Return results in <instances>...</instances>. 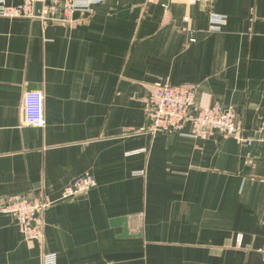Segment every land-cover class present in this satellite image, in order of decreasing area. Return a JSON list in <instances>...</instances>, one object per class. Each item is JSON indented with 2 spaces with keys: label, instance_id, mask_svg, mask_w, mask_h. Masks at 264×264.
I'll return each mask as SVG.
<instances>
[{
  "label": "crops",
  "instance_id": "1",
  "mask_svg": "<svg viewBox=\"0 0 264 264\" xmlns=\"http://www.w3.org/2000/svg\"><path fill=\"white\" fill-rule=\"evenodd\" d=\"M157 83L231 107L249 144L153 133ZM28 90L43 95L40 126L23 122ZM84 173L96 185L62 199ZM12 195L46 200L42 240L3 210ZM121 217L127 236L111 224ZM263 242L264 0H103L70 23L0 16V264L51 252L56 264H263Z\"/></svg>",
  "mask_w": 264,
  "mask_h": 264
},
{
  "label": "built area",
  "instance_id": "2",
  "mask_svg": "<svg viewBox=\"0 0 264 264\" xmlns=\"http://www.w3.org/2000/svg\"><path fill=\"white\" fill-rule=\"evenodd\" d=\"M103 0H23L19 4L0 0V16L9 18H38L42 20L70 23L76 13L92 14L96 5ZM41 3L38 14L35 4ZM212 17V28L221 23V18ZM145 117L151 131H171L182 135L207 137L211 132L231 136L240 143L249 141L238 114L231 107L214 103L202 108L195 102L193 85H168L157 83L153 86L145 102ZM23 122L27 125L40 126L43 118V95L40 90H28L24 94L22 107ZM187 126L190 129H187ZM96 185L95 178L84 173L75 177L61 192L62 199L74 198ZM47 202L41 198L12 195L4 203L3 210L13 216L25 240H42L44 226L41 213ZM264 264V242L259 248ZM55 253H44L41 264H56Z\"/></svg>",
  "mask_w": 264,
  "mask_h": 264
},
{
  "label": "water",
  "instance_id": "3",
  "mask_svg": "<svg viewBox=\"0 0 264 264\" xmlns=\"http://www.w3.org/2000/svg\"><path fill=\"white\" fill-rule=\"evenodd\" d=\"M41 8V3L37 2L35 4V13H39L38 10ZM112 225H121L123 227V235L127 236L128 235V227H127V219L125 217L113 219L111 222Z\"/></svg>",
  "mask_w": 264,
  "mask_h": 264
}]
</instances>
